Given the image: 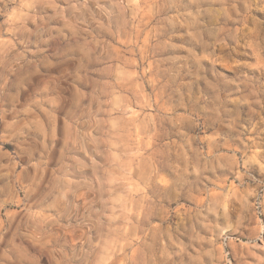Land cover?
Segmentation results:
<instances>
[{
	"label": "clouds",
	"instance_id": "obj_1",
	"mask_svg": "<svg viewBox=\"0 0 264 264\" xmlns=\"http://www.w3.org/2000/svg\"><path fill=\"white\" fill-rule=\"evenodd\" d=\"M90 3L101 9L99 15L105 18L104 24L94 19ZM0 5V12H4L8 0H0ZM29 7L32 14L28 19L34 29L21 24L9 32L0 26V122L7 130L4 138L16 143L9 163L0 165V192L8 197L0 200V210L8 203H18L17 197L23 193L19 217L7 213L5 219L0 215V264H112L113 260L116 264H177L173 257L184 254L189 257L188 264L198 260L199 255L187 253L193 247L191 241L201 239L195 228L190 229V242L185 245L177 235L179 225L174 229L168 225L174 211L172 205L192 201L195 211L187 216L199 223L201 214L207 212L204 221L210 230L219 227L221 218L228 220V201L236 189L230 188L227 193L221 189L217 194L206 181L211 174L215 177L214 186L220 175L231 173L243 185L240 169L255 161L260 144L264 143L259 140L264 134V116L259 115L264 112V72L242 67L217 81L219 87L213 93L199 83L203 71H190L188 62L214 56L209 48L227 47L229 43V56L240 49L251 48L255 52L257 45L264 42V0H59L58 4L31 0ZM205 17L212 24L211 29L204 23ZM61 20L64 23L58 35L72 29L62 42V51H93L88 47L93 45L109 53L106 67L80 58L84 65L81 70L97 73L100 80L111 79L123 93L122 125L126 127L129 103L143 105L141 111L155 106V119L140 121L143 152L147 155L143 157V167L140 162L135 166L148 195L129 198L130 203L135 199L137 208L130 235L125 231L127 225L117 229L106 218L107 202L100 195L109 191L113 165L106 158L98 164L91 162L97 157L93 145L104 143L92 132L99 135L97 126L103 121L85 119L81 115L83 109L69 106L66 101L60 108L62 86L57 87L53 81L52 69L60 81L74 78L67 71L72 67L66 62L70 57H54L53 64L39 47V36L51 33ZM182 25L195 31L201 46L199 56L172 42ZM149 32L152 42L145 45L142 33ZM185 34L191 35V31ZM205 35L214 36V42L206 43ZM116 46H122V54L116 53ZM149 62L153 67L145 73ZM261 64L264 66V61ZM41 69L45 72L37 76ZM119 72L125 73L124 80L118 78ZM209 74L215 79V69L209 68ZM11 76L16 77L14 86L18 85L15 95L6 90L7 78ZM31 77H37V81ZM125 85H138L147 91L148 103L130 95ZM180 109L188 115L181 117ZM57 110L64 116L66 127L68 123L73 126V134L62 137V143H58L52 115ZM41 115H46V119L41 120ZM185 120H190V124H182ZM198 121H212L219 143H206V130L204 137L195 132ZM232 130L238 135L233 136ZM237 140L242 148L221 152L222 147ZM111 150H102L100 155L107 157ZM82 153L89 159L87 165L81 163ZM122 155L127 164V153ZM85 167L93 172L85 173ZM85 196L88 200L80 204ZM34 206L43 208L48 216L38 221ZM245 206L248 207L246 201ZM209 217L216 223H211ZM231 227V223H226L222 232ZM71 232L78 233V239L69 240L66 233ZM184 234L189 235V231Z\"/></svg>",
	"mask_w": 264,
	"mask_h": 264
},
{
	"label": "rangeland",
	"instance_id": "obj_2",
	"mask_svg": "<svg viewBox=\"0 0 264 264\" xmlns=\"http://www.w3.org/2000/svg\"><path fill=\"white\" fill-rule=\"evenodd\" d=\"M50 2L58 4L59 0H50ZM30 4L31 0H8V8L4 12H0V26L8 28L9 32L12 28L21 24H24L29 29H34L35 25L28 19L32 14V9L29 7ZM0 7L3 6L0 5ZM89 7L94 19L100 24H104L105 18L99 15L101 9L94 8L92 3H90ZM216 7L218 8L219 4ZM202 19L209 29H211L212 24L208 23V18ZM220 19L222 21V17ZM63 23L64 21L61 20L59 24L54 25L51 33L44 32L38 39L41 52L48 59L52 60L53 64L56 62L54 57L68 54L66 51H62V42L72 29H67L63 35H58L60 25ZM213 23H215V18H213ZM92 27H95V24ZM189 31H191V35H186L185 33ZM92 35L95 36L96 33L92 32ZM195 36V31L182 25L177 29V34L172 42L181 45L184 49L195 52L199 56L201 54V46L198 44ZM261 36H264V33H261ZM33 40L37 41V37L34 36ZM204 40L206 43L212 44L215 37L205 35ZM142 42L145 45H149L152 42V33H142ZM88 47L94 50L88 51V49L78 48L74 53L68 54L70 58L66 62L71 64L72 67H69L67 71L70 77L74 78L60 81L59 74L53 68L52 79L56 82L57 87L62 86L60 108H64V102L66 101L69 106L83 109L81 115H84L85 119L91 117L95 121H103V123L97 126L99 135H97V131L92 132L93 137H96L97 140L103 139L104 143L93 145V147L97 148V157L92 158L91 162L98 164L100 159L106 158L113 165L109 191L107 194L101 193L100 195L103 196V201L107 202L105 211L108 213V216L106 218L117 229L122 225H127L125 231L130 235L132 231L131 224L135 223L134 218L137 215V208L135 199H132L130 203L129 198H136L141 194L148 195L147 189H144L137 178L138 169L135 166L136 162H140L143 167V157L147 155L143 152L144 133L141 129L140 121L142 119L145 122L149 119L154 120L153 109L155 106L144 108L141 111L143 105L138 107L129 103L127 105L129 115L126 118V127L122 125L120 117L124 108L123 93L112 84L111 79L100 80L97 79V73L88 72L86 74L84 70H81L84 65L81 64L80 58L89 60L93 65L106 67L108 65L105 62L109 53L99 46L89 45ZM230 48V43L227 47L216 45L214 49L209 48V52H214V56L209 55L204 60L188 62V69L190 71L197 73L203 71L204 75L201 77L199 83L207 88L209 92L214 93L219 87L217 81L226 79L227 74L233 73L242 67H247L255 72H264V66L261 64V61H264V42L257 45L255 52L251 48L240 49L237 53L229 56L226 53ZM116 53L122 54V46H116ZM111 63L114 64L115 62ZM152 67L153 65L149 62L148 67L144 69L145 73L152 69ZM209 68L215 69V79L209 74ZM44 72L45 70L41 69L37 76ZM118 78L124 80L126 78L125 73L119 72ZM7 79L6 90L15 95L18 85L14 86L13 82L16 80V77L11 76ZM31 79L33 82L37 81V77H31ZM124 87L130 95L135 94L140 101L148 103L149 93L147 91L141 90L138 85H125ZM202 92L203 88L201 89ZM5 107L9 106L5 105ZM85 113H88V115H85ZM52 115L55 118L58 143H62V137H70L73 134V126L68 123L66 127L65 118L59 110ZM179 115L185 117L188 113L185 109H180ZM259 115L264 116V112L259 113ZM40 118L44 120L46 119V115H41ZM6 119L10 121L11 117H6ZM182 124H190V120L182 121ZM211 125L212 121H198L195 126V132L204 137L206 130V143H219L218 137L213 134V127ZM245 127H247L246 124ZM224 131L229 130L225 129ZM217 132H219V128H217ZM109 134H111V139H109ZM6 135L7 130L4 124L0 122V165L4 166L9 163V159L16 150V143L11 139H5ZM220 135L223 136L224 133L220 132ZM232 135L236 136L238 132L232 130ZM248 139L251 140L252 137L249 136ZM259 140L264 141V134H261ZM242 147L238 140L235 142L230 141L229 147H222L221 152H227L230 148ZM108 148L112 150L108 153L107 157H102L100 155L101 151ZM260 148L261 151L255 157V161L249 164L247 168L240 169V173L243 176L242 186L241 181L231 173L220 175V181H217L213 186L215 177L209 174L206 184L209 187H214V191L217 194H219L221 189L225 193L230 188L236 189L235 194L228 201V220L225 221L221 218L219 220V227L210 230L209 227L205 226L207 222L204 221V216L208 215L207 212L201 214L199 223L196 218H189L186 213L194 212L196 207L192 201H185L180 206L172 205L174 211L168 218V225L173 229L179 225L180 231L177 233L179 241L185 245L190 242L191 228H195L196 234L201 238L191 241L193 247L187 249V253H191L192 256L199 255V259L191 261V264H261V261L264 260V143L260 144ZM122 152L127 153V164L124 163L125 156L122 155ZM81 156L83 157L81 163L87 165L89 163L88 157H84L83 153ZM23 162L19 161V163ZM17 171H19V168H17ZM83 171L91 173L93 169L85 167ZM44 175H47L46 171ZM224 181H227V184L223 183ZM2 186L3 182L0 181V187ZM201 190H203V185L201 186ZM249 192L253 194L248 195L247 193ZM241 197H243V200ZM7 198L5 193L0 192V200ZM17 200L18 203H8L4 209L0 210V215H3L5 219L8 218L7 213H12L16 217H19V208L23 206V193H20ZM87 200L88 196H85L79 203L85 204ZM245 201L248 207L245 206ZM33 211L36 213L38 221L43 220L49 214L41 207L34 206ZM209 221L213 224L216 223L212 217H209ZM61 223L64 224L63 219ZM226 223H231L232 227L228 231L222 232ZM44 226L47 227V225ZM64 226L67 227L66 224ZM186 230L189 231V235L184 234ZM66 235L69 240H73L74 237L78 239L79 237V234L74 232L66 233ZM173 259L177 264H181V261L188 264L189 261L187 254L174 256ZM41 264H46V262L42 261ZM112 264H116V261L113 260Z\"/></svg>",
	"mask_w": 264,
	"mask_h": 264
}]
</instances>
